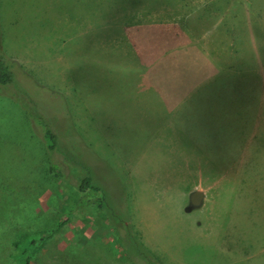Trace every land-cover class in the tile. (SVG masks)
Here are the masks:
<instances>
[{
  "label": "rangeland",
  "instance_id": "374dc122",
  "mask_svg": "<svg viewBox=\"0 0 264 264\" xmlns=\"http://www.w3.org/2000/svg\"><path fill=\"white\" fill-rule=\"evenodd\" d=\"M116 12L264 13V0H0V57L16 80L0 84V264H12L13 240L42 236L32 264H129L141 250L154 264H246L250 243L227 240L232 162L210 160L175 118L164 128L167 114L101 111L100 94L113 92L103 72L85 94L84 64L112 47L89 49L85 30ZM86 176L98 191L79 189ZM200 181L210 188L186 212Z\"/></svg>",
  "mask_w": 264,
  "mask_h": 264
},
{
  "label": "crops",
  "instance_id": "0c3cea01",
  "mask_svg": "<svg viewBox=\"0 0 264 264\" xmlns=\"http://www.w3.org/2000/svg\"><path fill=\"white\" fill-rule=\"evenodd\" d=\"M106 18L110 24L85 30L93 33L89 49L112 43L108 54L84 64L85 94L92 96L88 83L103 72L100 84L113 92L100 94L101 111L167 114L164 128L175 118L187 137L206 146L210 160L232 162L227 240L250 243L246 264H264V44L250 42V31L264 34V13L116 12ZM236 27L248 41L235 45ZM86 95L83 105L91 112ZM195 188L204 193L210 186L200 181Z\"/></svg>",
  "mask_w": 264,
  "mask_h": 264
},
{
  "label": "trees",
  "instance_id": "16d2710c",
  "mask_svg": "<svg viewBox=\"0 0 264 264\" xmlns=\"http://www.w3.org/2000/svg\"><path fill=\"white\" fill-rule=\"evenodd\" d=\"M15 80L14 72L11 68L5 63V61L0 57V84L11 83ZM45 127V126H44ZM45 136L48 139V146L49 149H54L57 145V134L53 132L50 127H45ZM53 171L58 175L57 168L53 167ZM91 178L86 176L83 178L79 184L80 190H85V188H92L96 191L99 188L94 187L90 184ZM96 203L99 207L102 206L103 199H97ZM62 224L56 226V228L52 229L51 231H55L61 227ZM45 241V237L42 236L40 238L34 237H22L20 239L13 240L11 242L12 252L10 254V258L12 259V264H32V260L35 253L39 252L42 247L43 242ZM144 254L143 257L140 254ZM126 261L129 264H154L155 259H153L149 254L145 251H139L138 254L134 255L129 253L126 257Z\"/></svg>",
  "mask_w": 264,
  "mask_h": 264
},
{
  "label": "water",
  "instance_id": "95a60500",
  "mask_svg": "<svg viewBox=\"0 0 264 264\" xmlns=\"http://www.w3.org/2000/svg\"><path fill=\"white\" fill-rule=\"evenodd\" d=\"M204 200V193L201 190H193L188 197V204L185 208L186 212L198 208L202 205Z\"/></svg>",
  "mask_w": 264,
  "mask_h": 264
}]
</instances>
